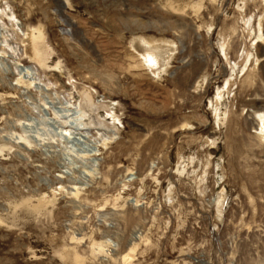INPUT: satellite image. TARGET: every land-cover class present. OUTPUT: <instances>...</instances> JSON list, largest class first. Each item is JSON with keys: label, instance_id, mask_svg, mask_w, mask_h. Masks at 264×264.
<instances>
[{"label": "rangeland", "instance_id": "obj_1", "mask_svg": "<svg viewBox=\"0 0 264 264\" xmlns=\"http://www.w3.org/2000/svg\"><path fill=\"white\" fill-rule=\"evenodd\" d=\"M0 264H264V0H0Z\"/></svg>", "mask_w": 264, "mask_h": 264}, {"label": "bare ground", "instance_id": "obj_2", "mask_svg": "<svg viewBox=\"0 0 264 264\" xmlns=\"http://www.w3.org/2000/svg\"><path fill=\"white\" fill-rule=\"evenodd\" d=\"M152 53H154V52H152ZM35 54H37V53H35ZM153 55H156V54H153ZM147 57H150V59L153 60V57L152 56H147Z\"/></svg>", "mask_w": 264, "mask_h": 264}]
</instances>
